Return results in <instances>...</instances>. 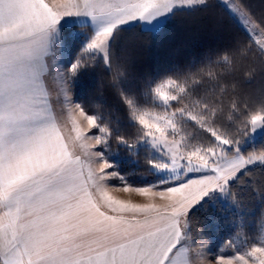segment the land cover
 Here are the masks:
<instances>
[{
    "label": "snow or ice",
    "instance_id": "6c2138e0",
    "mask_svg": "<svg viewBox=\"0 0 264 264\" xmlns=\"http://www.w3.org/2000/svg\"><path fill=\"white\" fill-rule=\"evenodd\" d=\"M0 264H264V0H0Z\"/></svg>",
    "mask_w": 264,
    "mask_h": 264
}]
</instances>
